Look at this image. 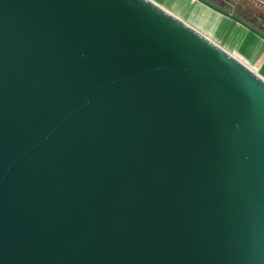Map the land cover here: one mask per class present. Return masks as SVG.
I'll list each match as a JSON object with an SVG mask.
<instances>
[{"label": "water", "instance_id": "1", "mask_svg": "<svg viewBox=\"0 0 264 264\" xmlns=\"http://www.w3.org/2000/svg\"><path fill=\"white\" fill-rule=\"evenodd\" d=\"M0 264H264V74L155 0H0Z\"/></svg>", "mask_w": 264, "mask_h": 264}, {"label": "rangeland", "instance_id": "2", "mask_svg": "<svg viewBox=\"0 0 264 264\" xmlns=\"http://www.w3.org/2000/svg\"><path fill=\"white\" fill-rule=\"evenodd\" d=\"M165 9L178 12L185 22L199 27L222 46L234 51L255 71L264 74V40L237 22L194 0H155Z\"/></svg>", "mask_w": 264, "mask_h": 264}, {"label": "trees", "instance_id": "3", "mask_svg": "<svg viewBox=\"0 0 264 264\" xmlns=\"http://www.w3.org/2000/svg\"><path fill=\"white\" fill-rule=\"evenodd\" d=\"M264 32V0H210ZM199 3V2H198Z\"/></svg>", "mask_w": 264, "mask_h": 264}, {"label": "bare ground", "instance_id": "4", "mask_svg": "<svg viewBox=\"0 0 264 264\" xmlns=\"http://www.w3.org/2000/svg\"><path fill=\"white\" fill-rule=\"evenodd\" d=\"M197 2V1H196Z\"/></svg>", "mask_w": 264, "mask_h": 264}]
</instances>
